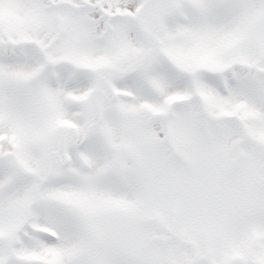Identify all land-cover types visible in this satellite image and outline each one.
Here are the masks:
<instances>
[{
	"label": "snow or ice",
	"instance_id": "snow-or-ice-1",
	"mask_svg": "<svg viewBox=\"0 0 264 264\" xmlns=\"http://www.w3.org/2000/svg\"><path fill=\"white\" fill-rule=\"evenodd\" d=\"M0 264H264V0H0Z\"/></svg>",
	"mask_w": 264,
	"mask_h": 264
}]
</instances>
